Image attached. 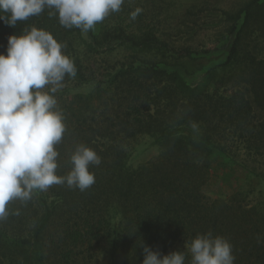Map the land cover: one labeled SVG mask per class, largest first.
I'll return each instance as SVG.
<instances>
[{"label":"trees","instance_id":"16d2710c","mask_svg":"<svg viewBox=\"0 0 264 264\" xmlns=\"http://www.w3.org/2000/svg\"><path fill=\"white\" fill-rule=\"evenodd\" d=\"M164 6L124 0L96 24L98 32H86L81 51L74 39L84 32L61 26L48 9L15 27L0 21V53L9 36L35 27L66 44L75 63V77L55 93L66 124L57 174L70 172L79 144L101 157L90 166L94 185L83 192L53 185L8 203L0 264H91L105 237L111 264H143L142 244L162 255L184 251L190 264L186 242L209 231L232 244L234 264H264V58L256 53L258 40L264 43V0L221 12L218 27L229 26L226 58L190 82L185 64L219 49L199 53L180 43L185 24L172 28ZM116 52L123 57L112 61ZM69 83L92 90L72 93ZM141 137L153 140L158 156L134 168L131 149ZM215 165L242 173L244 189L210 200L204 188Z\"/></svg>","mask_w":264,"mask_h":264},{"label":"clouds","instance_id":"9594fccd","mask_svg":"<svg viewBox=\"0 0 264 264\" xmlns=\"http://www.w3.org/2000/svg\"><path fill=\"white\" fill-rule=\"evenodd\" d=\"M123 4L124 0H0V21L15 27L18 21L48 9L49 17L58 16L61 26L88 32L119 12ZM66 47L49 32L32 27L23 35L9 36L6 54L0 53V220L9 215V202H27L36 190L66 184L83 192L95 183L90 166H99L101 157L84 144L72 153L70 172L57 174L56 146L66 124L55 93L66 77H75L77 72L73 59L64 52ZM141 247L143 264H185L184 251L162 255ZM185 247L191 254L190 264H234L236 259L232 244L211 231L197 234Z\"/></svg>","mask_w":264,"mask_h":264},{"label":"rangeland","instance_id":"374dc122","mask_svg":"<svg viewBox=\"0 0 264 264\" xmlns=\"http://www.w3.org/2000/svg\"><path fill=\"white\" fill-rule=\"evenodd\" d=\"M165 9L170 10V14L173 17L172 28H175L179 24H185L184 30L186 34L178 37L180 43L191 45L195 51L201 53L204 49L212 50L218 48V52L209 56L196 55L198 58L191 63H186L185 68L191 76H185L187 81H193L199 79L205 71L215 66L217 63L222 62L226 58L225 47L228 41L223 37L228 34L229 26L218 27V18L221 16V12H231L241 10L251 0H164ZM169 8V9H168ZM200 10L203 12L198 16L187 15L189 11L197 14ZM95 33L98 32L99 27L96 25L92 29ZM256 36H254V39ZM189 39V40H188ZM88 40V34L84 32L82 38L76 37L74 39L75 46L83 50L82 46L84 41ZM259 46L256 53L264 58V43L262 40H258ZM230 43L228 44V46ZM122 52H116L110 55L112 61L119 60L123 57ZM207 57V58H205ZM183 74V73H181ZM72 93H88L92 90V86L88 87H75L74 84L68 85ZM66 86H63L65 88ZM152 139L148 137H141L138 139L132 149L131 158L129 163L135 168L139 165L149 162L158 156V149L151 146ZM220 164V162H219ZM246 177L242 173L231 174L228 168L222 166L214 167L211 172L209 182L204 188V193L210 200L227 199L231 196L235 190L244 189ZM111 251L112 245L110 240L105 237L102 239L99 246L92 253L95 255L91 264H111Z\"/></svg>","mask_w":264,"mask_h":264}]
</instances>
